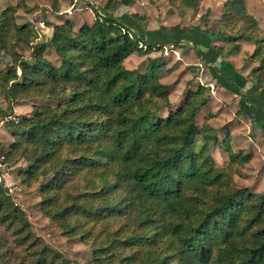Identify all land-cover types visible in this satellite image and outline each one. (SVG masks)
I'll use <instances>...</instances> for the list:
<instances>
[{"label": "trees", "instance_id": "1", "mask_svg": "<svg viewBox=\"0 0 264 264\" xmlns=\"http://www.w3.org/2000/svg\"><path fill=\"white\" fill-rule=\"evenodd\" d=\"M122 1L107 0L90 24L51 23L46 42L17 22L16 7L3 9L0 48L11 62L0 69V91L8 104L3 115L13 116L5 127L14 139L0 142V153L12 166L26 161L19 171L26 186L45 178L42 213L64 235L88 244L85 264H264V192L234 185L230 168L217 166L204 146L195 148L196 116L210 100L209 86L198 84L174 106L159 79L160 59L152 58L144 71L128 69L130 53L164 48L170 40L163 27L144 31L131 18H117L112 10ZM199 1L170 0L179 13ZM201 20L204 28H188L181 40L198 45L202 33L234 49L252 44L253 96H264V31L246 0H224L216 30L206 14ZM208 45L200 53L204 62L223 51ZM48 46L55 63L45 57ZM217 76L246 98L239 74L235 81ZM39 98L47 101L14 114L13 105ZM227 151L230 163L250 158ZM0 225L11 229V240L0 235V264H77L30 250L36 241L30 223L1 186ZM22 250L36 256L26 259Z\"/></svg>", "mask_w": 264, "mask_h": 264}, {"label": "rangeland", "instance_id": "2", "mask_svg": "<svg viewBox=\"0 0 264 264\" xmlns=\"http://www.w3.org/2000/svg\"><path fill=\"white\" fill-rule=\"evenodd\" d=\"M107 0H0V15L8 6L16 7V20L19 24L26 23L35 28L38 41L46 42L51 36V23H59L62 18L73 21L75 28L82 23H92L94 11H99ZM224 0H200L196 7L187 8L183 13L172 5L170 0H123L112 13L117 17L131 18L135 25L142 30L165 28L169 43L160 49L139 53L132 52L124 59L128 69L144 71L152 58L163 62L159 79L169 86V99L176 106L180 104L185 94L196 89L198 84L209 86L210 100L202 107L196 116L199 132L195 137V148L204 146L219 167L230 168V178L234 185L246 187L252 192H264V96L255 98L254 82L249 76L253 62L248 55L254 46L249 43H240L238 49L224 40H212L211 43L205 34L200 33L199 44L181 40L188 28L203 29L201 18L206 14L212 29H217V18L220 16ZM246 6L264 31V0H246ZM119 18V19H120ZM136 27V28H137ZM162 28V31H164ZM169 36V37H168ZM179 42V45L176 43ZM209 44L222 46V54L210 62H204L201 52L206 51ZM234 45V44H233ZM27 54V50H21ZM264 53V49H263ZM45 57L56 62V55L51 46H48ZM218 64L217 69L215 64ZM11 62L10 57L0 48V69H5ZM231 69L235 75H229ZM219 70V72H218ZM223 74L227 80L235 81L238 74L245 83L241 88L242 95L232 91L231 83L225 79L217 80V74ZM247 78V80H245ZM44 98L36 101H27L13 105L14 114H27L33 103L46 102ZM7 100L0 91V142L8 144L14 137L10 135L5 124L13 116H4ZM229 148L235 154H249L246 163H230ZM230 163V164H229ZM26 161L18 159L6 176L7 180L1 183L9 201L21 208L24 216L30 223L31 240L36 239L30 250H40L48 260L59 262L66 258L77 264H85L90 258V248L79 236L68 237L61 228L46 217L41 210L42 200L39 185L45 178L26 186L21 182L19 171L26 166ZM6 184L18 185L19 189L10 193ZM11 229L0 225V235L10 239ZM20 250V247L16 248ZM60 256L53 258L54 253ZM21 251L20 256H25ZM36 255H27L26 259Z\"/></svg>", "mask_w": 264, "mask_h": 264}, {"label": "built area", "instance_id": "3", "mask_svg": "<svg viewBox=\"0 0 264 264\" xmlns=\"http://www.w3.org/2000/svg\"><path fill=\"white\" fill-rule=\"evenodd\" d=\"M12 169V165L6 159L3 153H0V183L6 181V176L9 174V171ZM9 188L10 193H13L14 190L19 189L16 184H6Z\"/></svg>", "mask_w": 264, "mask_h": 264}, {"label": "crops", "instance_id": "4", "mask_svg": "<svg viewBox=\"0 0 264 264\" xmlns=\"http://www.w3.org/2000/svg\"><path fill=\"white\" fill-rule=\"evenodd\" d=\"M7 180V178H5Z\"/></svg>", "mask_w": 264, "mask_h": 264}]
</instances>
